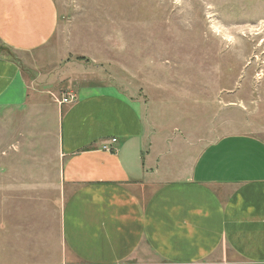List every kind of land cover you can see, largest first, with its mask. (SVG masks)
I'll return each instance as SVG.
<instances>
[{
    "label": "rangeland",
    "instance_id": "rangeland-1",
    "mask_svg": "<svg viewBox=\"0 0 264 264\" xmlns=\"http://www.w3.org/2000/svg\"><path fill=\"white\" fill-rule=\"evenodd\" d=\"M54 1L56 35L26 61L28 104L0 108V264H74L57 100L80 88L142 104L170 181L224 136L264 138V0Z\"/></svg>",
    "mask_w": 264,
    "mask_h": 264
},
{
    "label": "crops",
    "instance_id": "crops-1",
    "mask_svg": "<svg viewBox=\"0 0 264 264\" xmlns=\"http://www.w3.org/2000/svg\"><path fill=\"white\" fill-rule=\"evenodd\" d=\"M58 25L54 0H0V45L13 53L0 55V108L28 104L26 61ZM81 89L59 108L62 239L74 264H264V138L224 136L187 179L170 181L148 146L142 104ZM112 139L116 152L105 151Z\"/></svg>",
    "mask_w": 264,
    "mask_h": 264
},
{
    "label": "built area",
    "instance_id": "built-area-1",
    "mask_svg": "<svg viewBox=\"0 0 264 264\" xmlns=\"http://www.w3.org/2000/svg\"><path fill=\"white\" fill-rule=\"evenodd\" d=\"M76 101H77V95H75L74 93H70L66 95L65 97H63L61 100L59 99L57 100V102L60 105H72ZM111 142H112L111 145L104 146V150L108 152H116V148L113 145L117 143V140L112 139Z\"/></svg>",
    "mask_w": 264,
    "mask_h": 264
},
{
    "label": "trees",
    "instance_id": "trees-1",
    "mask_svg": "<svg viewBox=\"0 0 264 264\" xmlns=\"http://www.w3.org/2000/svg\"><path fill=\"white\" fill-rule=\"evenodd\" d=\"M2 54H4V55L8 54L9 56L13 57V53L11 52L10 49L6 48L3 45H0V55H2Z\"/></svg>",
    "mask_w": 264,
    "mask_h": 264
}]
</instances>
